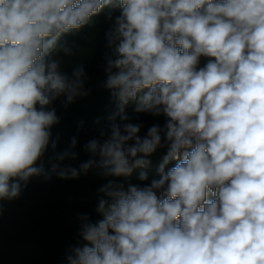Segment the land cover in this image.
Masks as SVG:
<instances>
[{
    "label": "clouds",
    "instance_id": "clouds-1",
    "mask_svg": "<svg viewBox=\"0 0 264 264\" xmlns=\"http://www.w3.org/2000/svg\"><path fill=\"white\" fill-rule=\"evenodd\" d=\"M105 7L119 9L105 33L115 110L77 169L63 163L78 156L75 137L57 151L53 104L87 96L86 73L78 65L69 74L54 54L73 55L63 37ZM130 103L164 126L141 136L126 123ZM162 136L158 178L105 184L102 219L82 218L86 243L69 264H264V0H0V201L32 177L129 176Z\"/></svg>",
    "mask_w": 264,
    "mask_h": 264
},
{
    "label": "trees",
    "instance_id": "trees-1",
    "mask_svg": "<svg viewBox=\"0 0 264 264\" xmlns=\"http://www.w3.org/2000/svg\"><path fill=\"white\" fill-rule=\"evenodd\" d=\"M109 14L113 20L108 19ZM117 15L118 8H103L92 18L89 26L63 37L62 42L66 41L73 47V55L54 54L62 60V66L69 74L78 65L86 73L87 96L77 97L67 107L62 103L63 98L53 104L60 118V123L51 130L54 139L59 137L57 151L62 152L75 137L77 145L74 151L78 156L63 163L77 169L92 158L84 150V145L92 139H103L100 133L108 131V117L115 110L110 91L104 87L106 57L110 55L105 33ZM134 107L132 103L126 107L129 117L126 123L140 124L141 136L146 135L153 125L164 126L165 117L136 113ZM167 151L168 144L162 136L161 146L147 157L150 163L144 168L134 169L126 177H104L95 168L74 179H61L55 174L50 179L32 177L18 198L0 201V264H69L68 256L72 250L86 243L81 236L82 218L87 217L91 223L102 219L97 212L99 200L103 197L99 190L110 181L125 188L150 184L152 179L158 178L157 170ZM52 154L49 148L43 158L46 169L50 167L48 159ZM177 162L170 161L165 170ZM141 172L147 173L148 180H140Z\"/></svg>",
    "mask_w": 264,
    "mask_h": 264
},
{
    "label": "rangeland",
    "instance_id": "rangeland-1",
    "mask_svg": "<svg viewBox=\"0 0 264 264\" xmlns=\"http://www.w3.org/2000/svg\"><path fill=\"white\" fill-rule=\"evenodd\" d=\"M208 59L209 58H207V57H201V59H200V66L199 67H203L207 63ZM3 255L5 257L6 256V252H4Z\"/></svg>",
    "mask_w": 264,
    "mask_h": 264
}]
</instances>
